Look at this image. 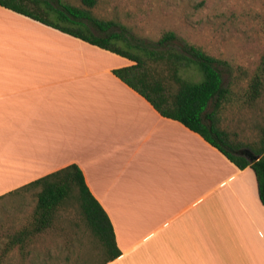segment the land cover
Returning a JSON list of instances; mask_svg holds the SVG:
<instances>
[{"label": "crops", "instance_id": "0c3cea01", "mask_svg": "<svg viewBox=\"0 0 264 264\" xmlns=\"http://www.w3.org/2000/svg\"><path fill=\"white\" fill-rule=\"evenodd\" d=\"M130 64L0 7V200L74 164L113 228L107 264H264L252 170L112 73Z\"/></svg>", "mask_w": 264, "mask_h": 264}, {"label": "trees", "instance_id": "16d2710c", "mask_svg": "<svg viewBox=\"0 0 264 264\" xmlns=\"http://www.w3.org/2000/svg\"><path fill=\"white\" fill-rule=\"evenodd\" d=\"M79 2L76 7L60 0H0V7L127 59L131 64L113 69L114 76L144 98L160 116L180 122L200 135L238 169L250 168L264 206V125L259 127L257 139L245 144L221 125V113L234 101L233 87L237 84L228 62L180 41L173 31L163 32L155 42L129 36L124 26L93 15L91 10L97 0ZM239 73L245 75L242 70ZM263 86L264 49L241 95L242 103L253 105ZM254 157L258 159L253 160ZM25 190H32L35 198L31 221L5 234L0 264L14 248L25 254L40 234L53 227L70 200L77 204L91 237L93 255L101 257L98 264H107L120 256L112 225L76 165L38 178L12 194Z\"/></svg>", "mask_w": 264, "mask_h": 264}, {"label": "rangeland", "instance_id": "374dc122", "mask_svg": "<svg viewBox=\"0 0 264 264\" xmlns=\"http://www.w3.org/2000/svg\"><path fill=\"white\" fill-rule=\"evenodd\" d=\"M60 1L80 6L79 0ZM91 12L146 42L173 31L180 41L227 61L237 84L234 101L221 113V125L244 144L257 139L264 125V86L253 105H244L240 98L264 49V0H97ZM6 196L0 200V251L5 234L31 221L35 205L32 190ZM93 246L78 206L70 200L53 227L40 234L25 254L14 248L3 264H98L101 257L93 255Z\"/></svg>", "mask_w": 264, "mask_h": 264}, {"label": "water", "instance_id": "95a60500", "mask_svg": "<svg viewBox=\"0 0 264 264\" xmlns=\"http://www.w3.org/2000/svg\"><path fill=\"white\" fill-rule=\"evenodd\" d=\"M257 159H258V157H254V158H253V160H257Z\"/></svg>", "mask_w": 264, "mask_h": 264}]
</instances>
